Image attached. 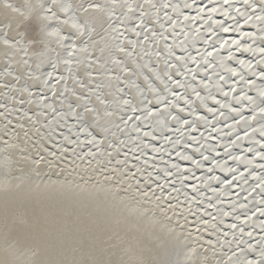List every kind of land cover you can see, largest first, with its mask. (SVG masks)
<instances>
[{
  "label": "snow or ice",
  "instance_id": "6c2138e0",
  "mask_svg": "<svg viewBox=\"0 0 264 264\" xmlns=\"http://www.w3.org/2000/svg\"><path fill=\"white\" fill-rule=\"evenodd\" d=\"M0 264H264V0H0Z\"/></svg>",
  "mask_w": 264,
  "mask_h": 264
},
{
  "label": "bare ground",
  "instance_id": "6f19581e",
  "mask_svg": "<svg viewBox=\"0 0 264 264\" xmlns=\"http://www.w3.org/2000/svg\"><path fill=\"white\" fill-rule=\"evenodd\" d=\"M42 195L50 197L53 203H59L64 201L67 194L59 191H52V192L43 193Z\"/></svg>",
  "mask_w": 264,
  "mask_h": 264
}]
</instances>
